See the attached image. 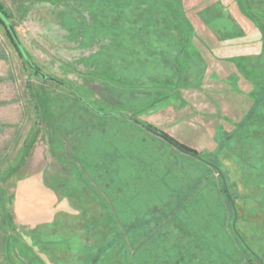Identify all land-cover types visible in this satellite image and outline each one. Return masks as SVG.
<instances>
[{
    "label": "rangeland",
    "instance_id": "rangeland-1",
    "mask_svg": "<svg viewBox=\"0 0 264 264\" xmlns=\"http://www.w3.org/2000/svg\"><path fill=\"white\" fill-rule=\"evenodd\" d=\"M1 1L0 264H264V0Z\"/></svg>",
    "mask_w": 264,
    "mask_h": 264
},
{
    "label": "trees",
    "instance_id": "trees-1",
    "mask_svg": "<svg viewBox=\"0 0 264 264\" xmlns=\"http://www.w3.org/2000/svg\"><path fill=\"white\" fill-rule=\"evenodd\" d=\"M8 9H6L5 8V6H4V4H3V2L0 0V25L1 26H3L4 28H6V31H7V35H8V37L11 39V41L13 42V44L15 45V47H16V49H17V51L21 54V56L25 59V61L27 62V64L33 69V67H32V65L26 60V58H25V56H24V54H22L23 52L21 51V49H20V47H19V45H18V43H17V41H16V39H15V37L13 36V33L11 32V30H10V28H8L9 26H8V23L6 22V20H8L9 22H10V24L12 25V23H11V21H10V19H11V14L9 13V11H7ZM12 27H13V29H14V31H15V33H16V30H15V28H14V26L12 25ZM16 35H17V33H16ZM18 36V35H17ZM19 38V37H18ZM25 50V49H24ZM26 52V51H25ZM27 53V52H26ZM28 55V54H27ZM28 57H29V55H28ZM29 59H30V61L33 63V61L31 60V58L29 57ZM33 66L34 67H36V70L35 69H33V71L35 72V73H37V74H40L41 73V71L39 70V68L35 65V64H33ZM262 71V70H258L257 72H255V74L256 75H258V77H259V73ZM256 75H254L253 76V78H257V76ZM262 78V80H264V77H261ZM255 82H256V79L254 80ZM61 83H63L64 84V82H61ZM264 96V86H263V88H262V95H260V97L261 98H264L263 97ZM263 100V99H262ZM264 109V108H263ZM142 124H145L144 122L142 123ZM145 125H147V126H149V127H151L152 129H154V130H156V131H159L157 128H155V126H153V125H148V124H145ZM162 131V130H161ZM161 131H159V132H161ZM162 133H164L166 136H168L169 137V139L171 138L172 140H174L175 142H177L180 146H182L184 149H186L188 152H194V153H196V154H199V153H197L198 151H196V149H194V148H192V147H190V146H188V145H186V144H184V143H181L179 140H177L176 138H174V137H172V136H169V134H167L165 131H162ZM218 144H219V148H223L224 146H225V140L222 138V139H220V135H218ZM205 162H207V163H209L210 164V162H208V161H205ZM213 166H217L218 167V164L216 163V162H212L211 163ZM210 164V165H211ZM221 171V170H220ZM195 230L196 229H194V231H190V232H188L189 233V236H190V247H195V246H197L198 244H199V242H201V233L200 234H198V233H196L195 232ZM234 235V237H235V239L244 247V248H246L245 247V245L244 244H242L243 242L240 240V238L238 237V236H236L235 234H233ZM230 243V242H229ZM102 247H101V251L98 253V255H96L95 256V259H97V262L99 263V264H104V262H102V260L107 256L108 257V252H107V248H109V244H108V246L106 245V243H104V245L102 244L101 245ZM247 249V248H246ZM248 250V249H247ZM246 250V251H247ZM250 251V250H249ZM187 252V251H186ZM185 252V253H186ZM188 252H190L189 250H188ZM251 253H252V255H254L253 254V252L252 251H250ZM125 253H127V251L125 252ZM191 254V253H190ZM99 257H100V259H99ZM95 259H94V261H95ZM94 261L92 260H90V262L88 263V264H90V263H94ZM100 261V262H99ZM40 264H42V263H40Z\"/></svg>",
    "mask_w": 264,
    "mask_h": 264
},
{
    "label": "water",
    "instance_id": "water-1",
    "mask_svg": "<svg viewBox=\"0 0 264 264\" xmlns=\"http://www.w3.org/2000/svg\"><path fill=\"white\" fill-rule=\"evenodd\" d=\"M6 22L8 23V26H9L8 28H10L11 32L13 33V36L15 37V39H16V41H17V43H18V45H19V47H20V49H21V51L23 52L22 54H24L26 60L32 65L33 69L36 70V67H34V66H33V63L30 61V59H29L28 55L26 54V52H25V50H24V47H23V45H22L20 39H19L18 36L16 35V33H15V31H14L12 25L10 24V22H9L8 20H6ZM40 75L43 76V77H47V75L44 74V73H42V72L40 73ZM135 121H137L138 123H140L142 126H145L147 129H150L151 131H153V132L159 134L160 136L164 137L165 139H167L168 141H170L173 145H175L176 147H178V148H179L180 150H182L183 152L190 153V154H192V155L198 157L199 159H202V160L206 161V160L203 159L200 155H198V154H196V153H194V152H188L186 149H184L182 146H180L177 142H175V141L172 140L171 138L169 139V137L166 136L164 133L159 132V131H156V130L152 129V128L149 127V126H147V125H145V124H142V122H140V121H138V120H135ZM223 177H224V176H223ZM225 185H226V189H227V192H228V194H229V197L231 198V200H232V202H233V198H232V196H231V194H230V192H229V190H228V188H227V184H226V182H225ZM234 209H235V212H236V215H237V209H236V206H235V205H234ZM234 227L236 228V221H234ZM239 235H240V233H239ZM240 237H241V239L243 240L244 244H245L247 247L250 248V246H249L248 243L244 240V238H243L241 235H240Z\"/></svg>",
    "mask_w": 264,
    "mask_h": 264
},
{
    "label": "crops",
    "instance_id": "crops-1",
    "mask_svg": "<svg viewBox=\"0 0 264 264\" xmlns=\"http://www.w3.org/2000/svg\"><path fill=\"white\" fill-rule=\"evenodd\" d=\"M136 122H137V121H136ZM80 201H81V200H80ZM80 201L78 202L77 199H74V205H75V207H74V211L76 210L77 207H79V210H80V208H81L80 206H81V204H82ZM77 202L80 204V206H79V204H78ZM76 203H77V204H76ZM75 212H76V211H75ZM76 213H79V212H76ZM88 213H89V215H93V216L98 215V214H97V211H96V210H93V209L90 210V212L88 211Z\"/></svg>",
    "mask_w": 264,
    "mask_h": 264
}]
</instances>
